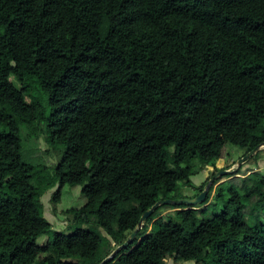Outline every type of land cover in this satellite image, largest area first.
I'll return each instance as SVG.
<instances>
[{"label": "trees", "instance_id": "trees-1", "mask_svg": "<svg viewBox=\"0 0 264 264\" xmlns=\"http://www.w3.org/2000/svg\"><path fill=\"white\" fill-rule=\"evenodd\" d=\"M37 120L64 148L51 202L81 186L74 219L107 237L37 243L51 224L20 136ZM262 144L264 0H0V264H99L157 201L209 167L196 197L231 147ZM217 182L200 208L159 206L105 264H264V173L219 185L214 214Z\"/></svg>", "mask_w": 264, "mask_h": 264}, {"label": "rangeland", "instance_id": "rangeland-1", "mask_svg": "<svg viewBox=\"0 0 264 264\" xmlns=\"http://www.w3.org/2000/svg\"><path fill=\"white\" fill-rule=\"evenodd\" d=\"M9 80L17 87L21 88V83L17 80L15 76H10ZM29 102V99H26ZM44 113L49 115L50 109L46 102L43 103ZM20 136L22 144L21 159L29 164L35 166V174L33 177V184L43 190V195L41 197V203L43 205L42 215L51 224V233L49 236H42L38 239L37 243L44 246L47 242L48 237H52L54 232H62L63 234H72L74 230L78 228L90 229L103 238L107 237L106 233L96 224H94L93 219L88 220H75L74 211L77 210L84 203V196L81 192V186L69 187L67 185L63 186L61 189L60 199L56 205L51 202L52 195L57 191L59 184L55 183L54 186L47 185V181L50 180V175L52 176V169L57 165L63 156L64 148L63 146L53 144L48 137L46 127L42 122L38 120L34 122L33 125H22L20 127ZM244 149L239 147H231V156L229 158H221L215 162L214 169L217 172L229 171L225 174L218 176L216 180L218 182L213 185V191L211 193L210 201L211 204H216L214 209L211 204V212L214 214L220 213L223 208V202L220 200H214V190L221 185L222 188L227 190L229 188V183H224L228 179L233 177H242L254 171H260L264 173V147H262L256 154L250 156L240 165L239 161L243 159ZM248 154H246L247 156ZM39 167H46V169L40 170ZM239 169V174L233 175ZM49 172V174H48ZM211 170L209 167L203 168L199 174L192 177V182L196 183V186H200L207 178L210 177ZM215 173V174H216ZM227 175H233L230 178ZM202 179V180H201ZM223 183V184H222ZM197 191L192 190V187H186L180 185V191L177 196H184L186 198L194 196ZM171 200H180L175 197L174 193L170 195ZM175 198V199H174ZM207 205V204H206ZM197 208H200L198 206ZM172 210L162 209L161 215L165 218V215ZM249 224L253 223L251 217L246 218ZM264 223V220L262 221ZM151 227V226H150ZM149 227V228H150ZM171 263V262H170Z\"/></svg>", "mask_w": 264, "mask_h": 264}, {"label": "water", "instance_id": "water-1", "mask_svg": "<svg viewBox=\"0 0 264 264\" xmlns=\"http://www.w3.org/2000/svg\"><path fill=\"white\" fill-rule=\"evenodd\" d=\"M262 147H264V144L257 146L254 150L248 152L247 156L245 155L243 157V159H241L239 161V164H241V162H243L244 160H246L247 158H249L250 156L256 154ZM229 171H220L217 172L216 174L213 175V177H211L209 179V182L207 183V185L205 186V188L194 198H184V199H180L177 201L171 200V199H163V200H159L157 201L150 209L146 210L140 217L137 227L135 228V230H133L130 235L127 237V239L124 241V243L120 246H118L116 249H114L111 254L109 256H107L106 258H104L99 264H105L108 260H110L111 258H113L120 250H123L125 248H127L129 245H131L134 241V239L137 237L138 232L140 231V229L142 228L144 222L147 220V218L159 207L162 205H166V204H174V205H188V206H198L201 203L204 202L206 195L208 193L209 187L210 185L218 178L219 175L221 174H225ZM196 209V208H195Z\"/></svg>", "mask_w": 264, "mask_h": 264}, {"label": "crops", "instance_id": "crops-1", "mask_svg": "<svg viewBox=\"0 0 264 264\" xmlns=\"http://www.w3.org/2000/svg\"><path fill=\"white\" fill-rule=\"evenodd\" d=\"M202 180V179H201ZM198 187L196 186V183H193V187H192V190H195V188ZM196 192V191H195ZM195 194V193H194Z\"/></svg>", "mask_w": 264, "mask_h": 264}]
</instances>
